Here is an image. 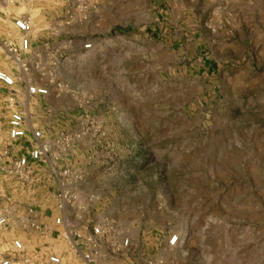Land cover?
<instances>
[{"label":"rangeland","instance_id":"obj_1","mask_svg":"<svg viewBox=\"0 0 264 264\" xmlns=\"http://www.w3.org/2000/svg\"><path fill=\"white\" fill-rule=\"evenodd\" d=\"M0 70L2 163L14 109L51 148L0 177V262L264 264V0H0Z\"/></svg>","mask_w":264,"mask_h":264},{"label":"built area","instance_id":"obj_2","mask_svg":"<svg viewBox=\"0 0 264 264\" xmlns=\"http://www.w3.org/2000/svg\"><path fill=\"white\" fill-rule=\"evenodd\" d=\"M14 28L19 33L20 37L16 41L7 42L4 45V50L11 57V59L18 63L21 67L25 68L22 60V55L29 53L31 50L30 45V34L32 31L31 22L25 17H19L14 21ZM90 45H85V49L89 50ZM0 85L11 92L9 101L11 104H19V93L16 89L17 82L16 79L4 70H0ZM25 93L29 97H45L48 95V90L45 87L38 86H27ZM8 138L12 143H22L28 144V156L16 158L11 162V165L7 168L4 163H2V157L5 156L6 152L0 153V177L6 173L8 170L16 174L31 173V163H36L41 165L49 161V156L51 154V148L45 143L43 133L38 129H31L27 126L25 113L21 109H14L10 115L8 121ZM8 223V219L5 214L0 211V227L5 226ZM62 220L57 218L55 220V225H61ZM41 233H45V228L40 226L34 227ZM103 236V232L100 228H92L89 237L85 241L89 244L93 243V239H97ZM84 236L79 233H74L72 239L84 240ZM177 242L176 238L171 239L170 245L173 246ZM77 246V242H75ZM125 246L128 242L124 243ZM13 247L17 252H23V244L16 240L13 242ZM85 261L89 262V257L84 256ZM0 264H12V258H6L1 261ZM44 264H63L62 259L58 256L52 255L45 258Z\"/></svg>","mask_w":264,"mask_h":264},{"label":"crops","instance_id":"obj_3","mask_svg":"<svg viewBox=\"0 0 264 264\" xmlns=\"http://www.w3.org/2000/svg\"><path fill=\"white\" fill-rule=\"evenodd\" d=\"M52 235H54V233ZM50 237H52V236H50Z\"/></svg>","mask_w":264,"mask_h":264}]
</instances>
